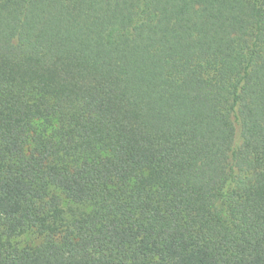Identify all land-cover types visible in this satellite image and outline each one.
Instances as JSON below:
<instances>
[{"label": "trees", "instance_id": "1", "mask_svg": "<svg viewBox=\"0 0 264 264\" xmlns=\"http://www.w3.org/2000/svg\"><path fill=\"white\" fill-rule=\"evenodd\" d=\"M0 264H264V0H0Z\"/></svg>", "mask_w": 264, "mask_h": 264}, {"label": "rangeland", "instance_id": "2", "mask_svg": "<svg viewBox=\"0 0 264 264\" xmlns=\"http://www.w3.org/2000/svg\"><path fill=\"white\" fill-rule=\"evenodd\" d=\"M41 239L34 237L33 235L27 234L19 238L17 241L22 244V246L36 245Z\"/></svg>", "mask_w": 264, "mask_h": 264}]
</instances>
